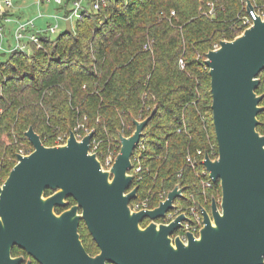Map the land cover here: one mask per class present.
Returning a JSON list of instances; mask_svg holds the SVG:
<instances>
[{"label": "trees", "instance_id": "obj_1", "mask_svg": "<svg viewBox=\"0 0 264 264\" xmlns=\"http://www.w3.org/2000/svg\"><path fill=\"white\" fill-rule=\"evenodd\" d=\"M73 1L64 0L58 8L64 16ZM106 1L102 12H85L73 28H65L54 39L43 37L42 49H32L31 55L0 56V186L16 164L18 144L33 150L24 136L29 127L48 147L53 146L54 136L73 131L82 138L84 130L93 131L92 139L101 141L103 154L108 148L119 150L118 135L130 136L133 122L146 119L156 107L143 130L142 171L133 181L138 188L135 201L151 198L149 208H154L157 194L179 184L185 192L179 200L183 207L193 202L209 210L211 200H219L220 188L214 185L207 190L204 202L186 156L197 151L213 159L217 156L204 59L214 45L232 40L245 29L243 3ZM209 4L213 15L208 14ZM145 44L149 50L143 49ZM45 48L52 59L47 60ZM1 74L7 75V81ZM258 78L256 94L262 95L263 110L257 115L256 131L264 135V70ZM202 155L195 171L203 169Z\"/></svg>", "mask_w": 264, "mask_h": 264}, {"label": "water", "instance_id": "obj_2", "mask_svg": "<svg viewBox=\"0 0 264 264\" xmlns=\"http://www.w3.org/2000/svg\"><path fill=\"white\" fill-rule=\"evenodd\" d=\"M251 9L246 0V11ZM204 65L217 156L205 154L202 165L219 186L220 199H212L209 210L201 207L203 227L196 237L188 233L185 242L171 238L187 220L183 214L168 224L154 222L183 198L179 184L152 209L134 212L129 207L138 190L129 174L131 157L155 107L149 117L133 122L130 136L118 135L119 153L108 170L89 154L93 131L80 140L70 131L64 144L48 147L27 129L24 136L33 150L16 155L0 186V264L22 262L11 258L14 246L39 264H264V135L256 131L263 110L256 89L264 70V18L208 51ZM46 190L52 191L48 197ZM67 198L76 205L55 214ZM80 219L100 249L94 257L80 243ZM144 219L150 223L141 228Z\"/></svg>", "mask_w": 264, "mask_h": 264}, {"label": "built area", "instance_id": "obj_3", "mask_svg": "<svg viewBox=\"0 0 264 264\" xmlns=\"http://www.w3.org/2000/svg\"><path fill=\"white\" fill-rule=\"evenodd\" d=\"M18 0H0V6L3 9V12L0 13V56L1 55H9L12 53H18L25 56H29L32 53V49H42L41 40L43 37H52L58 29V22L61 21L66 26V22L75 18L76 20L81 17V15L85 12H102L106 9L107 1L106 0H92L90 3V7L87 8L83 4V0H74L71 3V7L69 6V15L64 16L61 12H57L46 15L38 12L37 16L33 18H19L13 16L11 14V10L15 7L14 2ZM243 3L244 16L241 17L242 25L245 28H248L252 25L253 21L257 18H264V1L257 2V0H249L252 9L250 11H246V0H240ZM34 4L38 7L43 5H54L56 8H62L64 5V0H34ZM210 10L208 12L209 15H213V5L209 4ZM171 16H174V12H171ZM39 19H50L52 24H46L44 28L39 29L38 31H33L36 26V21ZM74 27V26H73ZM70 28H72L70 26ZM218 45H214L213 49H217ZM144 50H149L150 45L145 44L143 47ZM1 60V58H0ZM179 68L180 70L184 69V62L182 59L179 60ZM1 111V110H0ZM79 129V126L76 128ZM84 132L88 133L87 130ZM180 130H178V133ZM56 144L64 143V137L62 135H57ZM77 139L80 140L81 136L76 135ZM100 144L101 141L96 139H91L89 144V154H95L98 160L101 163L102 169H110L115 156L119 150L108 148L106 153L100 152ZM54 146V145H53ZM110 147V146H109ZM118 149L120 148L117 146ZM144 149L142 139L138 142L131 157L132 161V169L129 171V174L136 176L142 171V167L140 165V158L142 156V150ZM210 152L211 155H215V148L210 144ZM99 153V154H98ZM21 155H25L20 152ZM202 155L201 151H197L195 155L188 154L186 156V163L188 167L194 170L195 178L198 180L201 190L203 191L204 202L206 200L205 192L207 190H212L214 188V184L212 180L209 178L208 173L204 169L202 162L204 161V155L200 159V165L202 166L201 171H195L198 157ZM210 159H213L209 155ZM181 174L178 175L180 177ZM140 178H138L139 180ZM181 187V186H180ZM185 192L183 190V197ZM167 193H159L157 194V198L159 200L158 203L164 201L166 199ZM190 200L194 199V196L189 193L187 194ZM151 198H144L138 201L133 200L131 204V210L136 212L140 210L149 209ZM175 199L173 202L174 208L167 211L165 216L162 218L164 223L168 224L174 221V219L183 214L187 220L181 222V227L178 229L179 233L175 234L173 237L178 236L182 241H186V235L188 233L193 234L195 237L198 235L199 230L203 227V218L201 207L197 203H193L188 207H183L180 203H175ZM158 205V204H157ZM156 205V206H157Z\"/></svg>", "mask_w": 264, "mask_h": 264}, {"label": "rangeland", "instance_id": "obj_4", "mask_svg": "<svg viewBox=\"0 0 264 264\" xmlns=\"http://www.w3.org/2000/svg\"><path fill=\"white\" fill-rule=\"evenodd\" d=\"M264 1V0H261V2ZM90 3V0H83V4L85 7H88L87 5ZM14 5L15 7L11 10V14L13 16H16V17H19V18H35L38 14V12L42 13V14H46V15H51L54 13H57L59 12V9L56 8V6L50 4V5H43V6H40L37 8V6L34 4V0H18V1H15L14 2ZM71 7V5H70ZM76 22V19L73 18L70 22V26L73 28L74 24ZM46 24H52V21L50 19H39L36 21V26L34 28L33 31H38L39 29L41 28H44L46 26ZM66 28L65 24H63L61 21L58 22V29H57V32L52 36V39L56 38L60 33H62L64 31V29ZM40 50V49H39ZM46 54V58L47 60L49 59H52L53 58V55L50 53V51H47L46 48L43 49ZM42 51V50H41ZM32 54V53H31ZM56 58V57H55ZM27 72H25L23 74V76L26 74ZM22 74H18V76H20ZM2 79H3V82L7 81L8 77L7 75H2ZM89 133V132H88ZM87 133L85 132V135ZM64 137V143L67 139L68 136L66 135H62ZM57 137L59 136H54L52 138V145L54 146H58L56 144V139ZM64 143H59L60 145L64 144ZM20 152L24 153L25 155H28L30 152V148H28V146L24 143V144H21L19 143L18 144V154H20ZM119 153V151H118ZM117 153V154H118ZM116 154V155H117ZM116 157V156H115ZM104 170H108V169H104ZM220 199V198H219ZM219 201V200H217ZM175 203L179 204V201L176 200Z\"/></svg>", "mask_w": 264, "mask_h": 264}, {"label": "flooded vegetation", "instance_id": "obj_5", "mask_svg": "<svg viewBox=\"0 0 264 264\" xmlns=\"http://www.w3.org/2000/svg\"><path fill=\"white\" fill-rule=\"evenodd\" d=\"M49 191V190H46ZM45 191V192H46ZM44 192V197H48L52 194V191H49L50 193L45 195ZM137 199V196H136ZM135 199V200H136ZM66 202V206L63 208H55L54 212L55 214L59 215L60 213H62L65 210H68L70 207L75 206L76 202L71 199V198H67L65 199ZM131 204L132 201L129 203V207L131 209ZM152 209V208H149ZM78 213H81V209H78ZM157 224H166L164 223L163 219H157L154 221ZM150 223V220L148 219H144L142 222H140L139 226L141 228L146 227L148 224ZM77 231H78V236H79V240L80 243L82 245V248L84 249L85 253L89 256V257H94L95 255H97L100 252V249L98 248V245L96 244L95 240L93 239L92 235L90 234V232L88 231V228L85 224V222L80 219L78 222V227H77ZM179 233V230H176L172 235L171 238L173 239L174 235ZM96 251V252H95ZM11 258H22V262H20V264H27L29 262V264H39L33 257H31L30 255H28L24 250L14 246L11 250ZM106 264H111L106 262Z\"/></svg>", "mask_w": 264, "mask_h": 264}]
</instances>
